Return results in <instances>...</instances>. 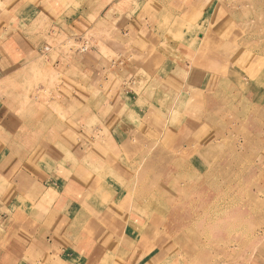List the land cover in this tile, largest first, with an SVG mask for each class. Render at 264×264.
<instances>
[{
    "label": "rangeland",
    "instance_id": "obj_1",
    "mask_svg": "<svg viewBox=\"0 0 264 264\" xmlns=\"http://www.w3.org/2000/svg\"><path fill=\"white\" fill-rule=\"evenodd\" d=\"M0 79V264H70L73 181L92 264H264V0H0Z\"/></svg>",
    "mask_w": 264,
    "mask_h": 264
},
{
    "label": "crops",
    "instance_id": "obj_2",
    "mask_svg": "<svg viewBox=\"0 0 264 264\" xmlns=\"http://www.w3.org/2000/svg\"><path fill=\"white\" fill-rule=\"evenodd\" d=\"M13 54H16V53L13 52ZM82 62H83V60H82ZM77 63H78L77 66L79 68L78 72H76L77 70L75 68H71L70 69V73L73 74V75L76 73V75L80 79H82V81L85 83V85L88 88L90 86H93L94 85L93 81L95 83L96 80L92 79V77L88 76L87 74L84 73V71H81V69H80V68L87 67L88 65H82L81 61H78ZM8 118H9V116L5 117V116H1L0 115V123H1L0 125H1V127H2L3 124H5V119H8ZM2 128L5 130L4 127H2ZM3 134H5V133L3 132ZM2 160L4 161V159H2ZM55 174L56 173L53 172V171L50 172V173H47L45 170H39L38 171L39 177H37L38 178L37 182L39 184L41 183V185H43L44 189H46L45 191L51 190L52 192H58V191L66 189L68 187L66 185V183H67L66 181L67 180H65V179H63L60 176L55 175ZM80 182L81 181H79V182L73 181V183H76L77 185H75V186L72 185L73 187L70 190L72 192V196H73L72 198H70L71 199L70 203L68 201L64 200V199H61L58 202V205L62 206L63 209H62V211H60L59 215L56 216V218H57L56 220H59L61 222V224H62L61 228L63 229V231L66 230V231L70 232V230H71L73 232L72 236L74 238H72V239L74 241L72 243L73 247L71 249L72 255H71L70 258L67 257L68 261L70 260L69 263L70 264H79V263L81 264L82 261H85L86 264H92V261L95 258L97 260L96 256L99 255V256H101L103 258L102 252H100V254H96V253H99V251H96L94 249L90 250V249H91L92 246H94V247L103 246V244L101 243V240L99 242L98 239L101 238V235H100L101 232H103V234H105L106 233L105 231H107V229L104 226H101L100 223H97L98 221L96 222L95 216H96V214L98 212L96 213L91 208V206L93 207V205H95L94 201H96L100 197L101 193H100L99 197L96 198L94 201L86 200L89 195L94 194V191L90 193V190H89V194L86 195V190L87 189H85L84 186ZM10 184H13V186H14V187H12V191L14 190V199H12L9 202V204L5 203L6 205L4 203H2L1 200H0V230H2V229L6 230L8 228L9 224L13 221L15 214L17 213L16 209L21 207V206L16 204V200H17V195L18 194H16L17 190L15 189V179L14 178L10 181ZM20 190H21V193H19V195H23V192L25 191L27 193L29 189L27 187H23L22 188L20 186ZM18 192H20V191H18ZM12 203H13L14 207L12 206ZM66 205H67V210L64 208ZM73 208L77 209L80 212L81 211H83V212L85 211L86 213L83 214L81 212V214H79V215L76 214L74 217H72L70 215V212H71V210ZM108 210H110V209H103V212H105V213L109 212ZM84 215H87L86 217H88L87 228L89 229V233H87V232L84 233V231H82V229L81 230H77V229L73 228V226L76 223L80 222L81 217L84 216ZM60 216L61 217H63V216L71 217V221H70L71 224H69L68 226H64L63 225L64 223L61 220ZM72 219H74V220L72 221ZM96 226H97V228H96ZM82 227H84V226H82ZM127 228H129V226H126V228L124 229L123 236H122L123 239L121 240V243H123V241L126 239L127 234H130L129 232L126 231ZM110 230H112V228H110ZM76 231H77V233H75ZM98 232H100V233H98ZM130 235L134 236L133 234H130ZM68 240H69V238L67 239V242H68ZM69 241H71V240H69ZM63 252H65V254H66V251H63ZM101 257H98V258H101ZM91 259H92V261H91ZM96 260H94V261H96ZM76 262H78V263H76Z\"/></svg>",
    "mask_w": 264,
    "mask_h": 264
},
{
    "label": "bare ground",
    "instance_id": "obj_3",
    "mask_svg": "<svg viewBox=\"0 0 264 264\" xmlns=\"http://www.w3.org/2000/svg\"><path fill=\"white\" fill-rule=\"evenodd\" d=\"M203 166V165H202ZM180 168V167H179ZM206 173V172H205ZM103 176V175H102ZM218 177V176H217ZM207 180V179H206ZM214 180V179H213ZM99 186H97V187H93V189H92V192L94 191V194H92V195H89V197L91 196V197H96V196H98V194L101 192L100 190L101 189H99L98 188ZM157 194V193H156ZM158 196V195H157ZM161 197V196H160ZM92 199V198H91ZM164 200V199H163ZM114 204V203H113ZM154 205V204H153ZM152 205V206H153ZM222 206V205H221ZM155 207V206H154ZM103 212V211H102ZM178 213V212H177ZM179 215V214H178ZM176 216V215H175ZM109 218V217H108ZM97 228V227H96ZM116 229V231H114V233H115V235L114 236H119V232L117 233V231H119V228H115ZM125 229V228H124ZM124 229H122V231L124 232ZM135 232V231H134ZM134 232L133 231H130L129 233L130 234H133V235H135L134 234ZM103 235H105V236H103ZM102 236V238H103V240H102V244H103V246H106V245H108V246H112L113 245V240H115V238L113 237V235L112 234H109V233H105V234H103ZM123 236V235H122ZM116 241V240H115ZM160 249H162V248H160ZM164 250V249H163ZM111 251V250H110ZM160 253V252H159ZM167 253V252H166ZM98 259V258H97Z\"/></svg>",
    "mask_w": 264,
    "mask_h": 264
}]
</instances>
